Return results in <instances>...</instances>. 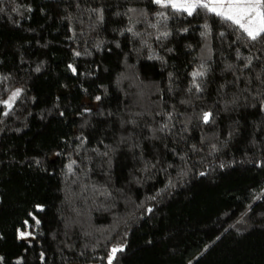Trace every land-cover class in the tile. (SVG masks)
Returning a JSON list of instances; mask_svg holds the SVG:
<instances>
[{"label": "trees", "instance_id": "obj_1", "mask_svg": "<svg viewBox=\"0 0 264 264\" xmlns=\"http://www.w3.org/2000/svg\"><path fill=\"white\" fill-rule=\"evenodd\" d=\"M113 248L264 264V34L155 0H0V264Z\"/></svg>", "mask_w": 264, "mask_h": 264}, {"label": "snow or ice", "instance_id": "obj_2", "mask_svg": "<svg viewBox=\"0 0 264 264\" xmlns=\"http://www.w3.org/2000/svg\"><path fill=\"white\" fill-rule=\"evenodd\" d=\"M161 2L162 0H156V3ZM168 4L174 9L188 12L189 15L197 8L206 9L238 25L253 40L264 34V0H210V3H203L201 0H168ZM194 75H201V73H194ZM19 94V90H17L8 101L4 102L9 109ZM209 116V113L204 114L205 122L209 120ZM25 223L27 224V221ZM27 235H30V233L20 232L18 238L23 239ZM122 250V248L112 249L109 264H112V257H115L117 252Z\"/></svg>", "mask_w": 264, "mask_h": 264}, {"label": "rangeland", "instance_id": "obj_3", "mask_svg": "<svg viewBox=\"0 0 264 264\" xmlns=\"http://www.w3.org/2000/svg\"><path fill=\"white\" fill-rule=\"evenodd\" d=\"M155 1H156V0H155ZM201 2H203V3H210V0H201ZM158 4H166V5H169V4H168V0H162V2H161V3H158ZM17 90H19V88L14 89V90L10 93V95L8 96V98H7L4 102L8 101L9 98L12 96V94H13L14 92H16ZM19 91H20V90H19ZM4 102H3V105H4L6 108H8ZM12 103H13V102H12ZM28 228H29V227H27L26 229H28ZM29 233H30V232H29ZM27 237H28V238L31 237V234L28 235ZM28 238H27V239H28Z\"/></svg>", "mask_w": 264, "mask_h": 264}]
</instances>
